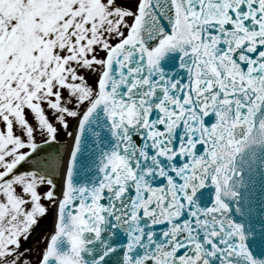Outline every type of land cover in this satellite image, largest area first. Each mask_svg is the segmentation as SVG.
<instances>
[{
  "label": "snow or ice",
  "instance_id": "obj_1",
  "mask_svg": "<svg viewBox=\"0 0 264 264\" xmlns=\"http://www.w3.org/2000/svg\"><path fill=\"white\" fill-rule=\"evenodd\" d=\"M0 264H264V0H0Z\"/></svg>",
  "mask_w": 264,
  "mask_h": 264
},
{
  "label": "bare ground",
  "instance_id": "obj_2",
  "mask_svg": "<svg viewBox=\"0 0 264 264\" xmlns=\"http://www.w3.org/2000/svg\"><path fill=\"white\" fill-rule=\"evenodd\" d=\"M49 227H50V224H46V225H45V228H49Z\"/></svg>",
  "mask_w": 264,
  "mask_h": 264
}]
</instances>
